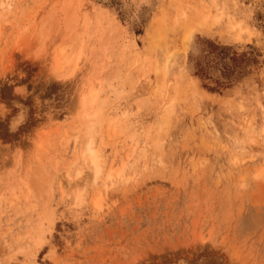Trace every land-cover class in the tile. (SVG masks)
<instances>
[{"label":"rangeland","instance_id":"obj_1","mask_svg":"<svg viewBox=\"0 0 264 264\" xmlns=\"http://www.w3.org/2000/svg\"><path fill=\"white\" fill-rule=\"evenodd\" d=\"M0 264H264V0H0Z\"/></svg>","mask_w":264,"mask_h":264},{"label":"trees","instance_id":"obj_2","mask_svg":"<svg viewBox=\"0 0 264 264\" xmlns=\"http://www.w3.org/2000/svg\"><path fill=\"white\" fill-rule=\"evenodd\" d=\"M222 49L223 48L218 46H207L206 58H203V61L196 62L194 66L210 67L215 69L217 65V69L219 68L221 78L226 80L240 75L242 72V67L238 60L239 56H226Z\"/></svg>","mask_w":264,"mask_h":264},{"label":"bare ground","instance_id":"obj_3","mask_svg":"<svg viewBox=\"0 0 264 264\" xmlns=\"http://www.w3.org/2000/svg\"><path fill=\"white\" fill-rule=\"evenodd\" d=\"M76 67V64L74 68ZM95 93L90 90L87 94L83 97V105L86 109H92L93 103H95ZM85 160H87L89 163H91L95 168V173L97 174L100 170L99 168V159H98V153L95 148H92L90 145L86 147L85 150Z\"/></svg>","mask_w":264,"mask_h":264}]
</instances>
